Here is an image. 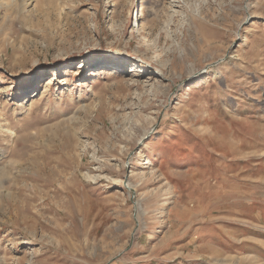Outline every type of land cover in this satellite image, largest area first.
I'll return each mask as SVG.
<instances>
[{"label":"rangeland","instance_id":"1","mask_svg":"<svg viewBox=\"0 0 264 264\" xmlns=\"http://www.w3.org/2000/svg\"><path fill=\"white\" fill-rule=\"evenodd\" d=\"M0 264H264V0H0Z\"/></svg>","mask_w":264,"mask_h":264},{"label":"bare ground","instance_id":"2","mask_svg":"<svg viewBox=\"0 0 264 264\" xmlns=\"http://www.w3.org/2000/svg\"><path fill=\"white\" fill-rule=\"evenodd\" d=\"M51 83H52V80H49V82L46 83V85H45L46 89H48L51 86Z\"/></svg>","mask_w":264,"mask_h":264}]
</instances>
